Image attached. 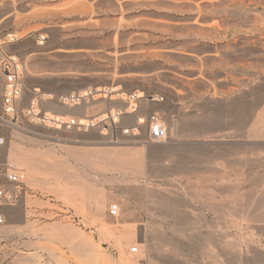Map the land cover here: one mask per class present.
Segmentation results:
<instances>
[{
	"label": "rangeland",
	"instance_id": "rangeland-1",
	"mask_svg": "<svg viewBox=\"0 0 264 264\" xmlns=\"http://www.w3.org/2000/svg\"><path fill=\"white\" fill-rule=\"evenodd\" d=\"M5 41L26 98L140 89L168 134L0 129L28 187L0 207V264H132L134 244L146 264H264L243 222L264 205V0H0Z\"/></svg>",
	"mask_w": 264,
	"mask_h": 264
},
{
	"label": "built area",
	"instance_id": "built-area-1",
	"mask_svg": "<svg viewBox=\"0 0 264 264\" xmlns=\"http://www.w3.org/2000/svg\"><path fill=\"white\" fill-rule=\"evenodd\" d=\"M7 42L17 38L9 34ZM41 42L45 37H41ZM0 43V129H16L24 121L33 126H41L57 131L90 132L103 135L120 130L122 134L138 136L142 126L147 125L148 140L161 142L167 138L168 129L160 116L152 114L148 118L137 116L143 100H159L160 97L147 96L140 89H128L121 85L86 87L69 92H58L35 87L25 97L24 75L26 65L16 53H8ZM162 99V98H161ZM79 108L84 111L68 113L53 109ZM128 117H135V123L122 125ZM115 139V138H114ZM6 144V137L0 132V148ZM28 193L22 179V169L16 163H0V207L13 206ZM117 214V209L112 210ZM0 214V223L3 222ZM130 255L139 256L132 264H146L139 244L128 249Z\"/></svg>",
	"mask_w": 264,
	"mask_h": 264
},
{
	"label": "crops",
	"instance_id": "crops-1",
	"mask_svg": "<svg viewBox=\"0 0 264 264\" xmlns=\"http://www.w3.org/2000/svg\"><path fill=\"white\" fill-rule=\"evenodd\" d=\"M80 111H84V108L80 109ZM243 222L246 224L247 229L256 230L257 242L264 249V205L263 206L257 205L255 218L252 216V214L251 216H249L248 213L246 216V220H244ZM144 258H145V254H144Z\"/></svg>",
	"mask_w": 264,
	"mask_h": 264
}]
</instances>
